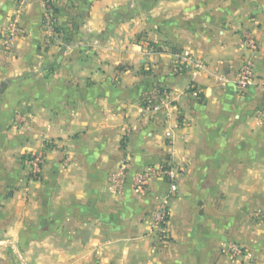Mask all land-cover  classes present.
<instances>
[{
    "label": "crops",
    "instance_id": "0c3cea01",
    "mask_svg": "<svg viewBox=\"0 0 264 264\" xmlns=\"http://www.w3.org/2000/svg\"><path fill=\"white\" fill-rule=\"evenodd\" d=\"M38 151L35 181L20 161ZM166 160L185 167L177 192L160 177L135 188ZM0 205L2 264L28 243L50 264H218L235 242L261 254L264 0H0ZM11 205H24L17 220ZM159 205L170 241L152 230Z\"/></svg>",
    "mask_w": 264,
    "mask_h": 264
},
{
    "label": "rangeland",
    "instance_id": "374dc122",
    "mask_svg": "<svg viewBox=\"0 0 264 264\" xmlns=\"http://www.w3.org/2000/svg\"><path fill=\"white\" fill-rule=\"evenodd\" d=\"M52 19V23L49 24V22L46 21L45 19V26H46V30H47V34L49 38L52 37H57L60 34L59 32V25L57 24V22L55 23L54 19ZM144 35H142V37L140 36H136L134 38H136L137 41H144ZM130 38V36H129ZM57 39V38H56ZM147 51L149 50H153V51H157V49L155 48V46L152 45V43H149L146 47ZM180 56H184V58L186 57V59H189L191 57H189L190 55H193V53H182V54H177ZM17 121L19 120V118L17 117L16 119ZM36 155H43L44 156V163H45V152L42 151H38V152H33L30 153L28 155H26L24 157V159L22 158V162L20 161V163L22 164V166H25V169L27 170V178H31L32 180L35 181H39L42 178V168H43V164H42V168H41V172L38 174H34L33 173V163L31 162V159L33 156ZM72 157L69 154L65 155V158L63 160V165L67 166V163L71 162ZM111 176V175H110ZM110 179V178H109ZM13 189V188H11ZM1 207H6L7 205H0ZM24 207V205H11L12 208V220H17L19 217V208L20 207ZM27 206V205H26ZM29 206V205H28ZM27 206V207H28ZM36 215H31V218L33 219L32 221H35ZM261 217L264 218L261 214ZM153 232H155L156 235L162 236V238L164 240H168L170 241V234H168V226L170 223V205H159V207L156 209V212L154 213L153 216ZM167 228V230H166ZM4 230L3 228H0V236L4 235ZM29 231V229H27ZM32 232L34 233L35 228L31 229ZM9 231H11L9 233ZM9 234L11 236H17V231L16 229H6L5 234ZM29 237V236H28ZM43 246V251L45 252V250L48 248H50L49 245H42ZM25 247L27 248L28 251H25L24 248H21L18 251V248H16V253L18 254V260H14L11 261L12 264H50V262L48 260H35L33 255L32 249H33V245L32 244H27L25 245ZM10 251H14V249L12 248ZM15 253V251H14ZM264 249L261 250V254H259L257 252L256 249L250 248L248 245L246 244H242L240 242H235V243H231L229 244L228 248L224 249V251L221 253L224 257L222 258V260H220L218 262V264H264ZM20 255H22V258L20 257ZM33 256V258H32ZM36 258H37V254H36ZM2 260H0V264H2Z\"/></svg>",
    "mask_w": 264,
    "mask_h": 264
},
{
    "label": "built area",
    "instance_id": "2783aa9c",
    "mask_svg": "<svg viewBox=\"0 0 264 264\" xmlns=\"http://www.w3.org/2000/svg\"><path fill=\"white\" fill-rule=\"evenodd\" d=\"M46 21L49 24L52 23L51 16L49 13H46L45 17ZM19 27L17 21H13L8 30H6L3 34L4 46L6 48H11L14 44V39L17 33L19 32ZM255 48V46L253 47ZM182 58L181 56L178 57ZM184 58V57H183ZM197 67H203L204 62L202 60H198L196 63ZM255 78V60L252 56H246L244 59V63L239 71L237 78V87L238 92L243 95V93L248 89V87L253 83ZM33 163V173L38 174L41 172L42 164L44 163L43 155L33 156L31 159ZM126 166L122 165L117 172H114L110 176V188L114 191H119L126 181ZM185 170L184 166H176L170 161L166 160L160 165H154L152 167H148L145 170H142L135 174L133 177V181L135 182V188L137 190L143 189L144 186L148 183L149 179L152 177H160L166 180L170 184L171 192L175 193L178 190V178L180 174H182Z\"/></svg>",
    "mask_w": 264,
    "mask_h": 264
}]
</instances>
